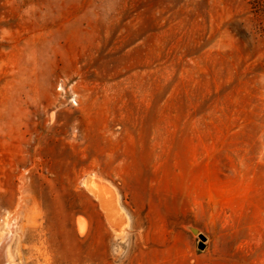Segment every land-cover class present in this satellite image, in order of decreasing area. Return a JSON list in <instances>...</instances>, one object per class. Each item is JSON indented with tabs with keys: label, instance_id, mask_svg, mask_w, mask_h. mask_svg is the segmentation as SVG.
I'll list each match as a JSON object with an SVG mask.
<instances>
[{
	"label": "rangeland",
	"instance_id": "374dc122",
	"mask_svg": "<svg viewBox=\"0 0 264 264\" xmlns=\"http://www.w3.org/2000/svg\"><path fill=\"white\" fill-rule=\"evenodd\" d=\"M3 244V264H264V0H0Z\"/></svg>",
	"mask_w": 264,
	"mask_h": 264
},
{
	"label": "bare ground",
	"instance_id": "6f19581e",
	"mask_svg": "<svg viewBox=\"0 0 264 264\" xmlns=\"http://www.w3.org/2000/svg\"><path fill=\"white\" fill-rule=\"evenodd\" d=\"M85 186L89 191V193L99 202L102 210L106 214V218L108 222L114 228L113 230H115L116 233L119 234V232H121V229H115L114 222L115 220H118V218H121L122 215L119 208L116 205L114 193L112 189H110V186H107V184L103 183L101 180L93 176H90L85 180ZM119 220L117 222H120ZM77 229L80 234H83L86 230V224L84 220H82L81 218L77 220ZM1 253H0V264H3V260L1 259Z\"/></svg>",
	"mask_w": 264,
	"mask_h": 264
},
{
	"label": "water",
	"instance_id": "95a60500",
	"mask_svg": "<svg viewBox=\"0 0 264 264\" xmlns=\"http://www.w3.org/2000/svg\"><path fill=\"white\" fill-rule=\"evenodd\" d=\"M200 239H201L203 242L206 241V238H205L203 235H200ZM1 245H2V244H1ZM1 245H0V248H2V250H1V252H2V253H1V259L4 260V259H5V258H4V254H5V253H4V250H5V247H4V244H3V246H1Z\"/></svg>",
	"mask_w": 264,
	"mask_h": 264
}]
</instances>
